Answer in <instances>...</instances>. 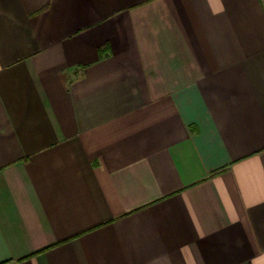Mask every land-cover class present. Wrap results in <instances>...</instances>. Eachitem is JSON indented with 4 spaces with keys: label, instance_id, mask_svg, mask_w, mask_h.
<instances>
[{
    "label": "crops",
    "instance_id": "obj_1",
    "mask_svg": "<svg viewBox=\"0 0 264 264\" xmlns=\"http://www.w3.org/2000/svg\"><path fill=\"white\" fill-rule=\"evenodd\" d=\"M0 264H264V0H0Z\"/></svg>",
    "mask_w": 264,
    "mask_h": 264
}]
</instances>
